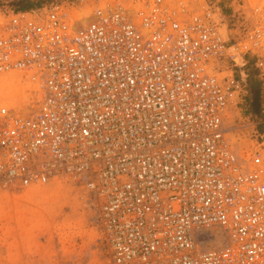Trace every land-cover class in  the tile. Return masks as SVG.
<instances>
[{
  "label": "built area",
  "instance_id": "built-area-1",
  "mask_svg": "<svg viewBox=\"0 0 264 264\" xmlns=\"http://www.w3.org/2000/svg\"><path fill=\"white\" fill-rule=\"evenodd\" d=\"M76 7L0 19V74L29 86L0 105V187H81L107 264H264V130L228 123L248 66L264 122V4L232 39L208 0Z\"/></svg>",
  "mask_w": 264,
  "mask_h": 264
},
{
  "label": "rangeland",
  "instance_id": "rangeland-1",
  "mask_svg": "<svg viewBox=\"0 0 264 264\" xmlns=\"http://www.w3.org/2000/svg\"><path fill=\"white\" fill-rule=\"evenodd\" d=\"M26 1L36 4L19 10L59 2L74 12L79 8L76 6L86 3V0H0V19ZM208 1L219 8L225 24L222 32L229 39L243 36L255 23L253 8L257 1L264 4V0ZM237 62L241 63L240 59ZM247 68L249 92L242 104L232 108L228 123L233 130L253 123L260 131L264 130V122L252 104L255 92L259 91V81L252 67ZM14 78V74L9 77L0 74V105L25 96L29 86L19 84L18 88V84L12 82ZM233 139L241 152L253 142L243 135L234 134ZM217 236L214 242L221 243L224 237L219 233ZM107 263L108 249L88 197L74 182L54 179L25 188L0 187V264Z\"/></svg>",
  "mask_w": 264,
  "mask_h": 264
},
{
  "label": "water",
  "instance_id": "water-1",
  "mask_svg": "<svg viewBox=\"0 0 264 264\" xmlns=\"http://www.w3.org/2000/svg\"><path fill=\"white\" fill-rule=\"evenodd\" d=\"M253 108L257 111L259 107V91L255 92L253 99H252Z\"/></svg>",
  "mask_w": 264,
  "mask_h": 264
},
{
  "label": "trees",
  "instance_id": "trees-1",
  "mask_svg": "<svg viewBox=\"0 0 264 264\" xmlns=\"http://www.w3.org/2000/svg\"><path fill=\"white\" fill-rule=\"evenodd\" d=\"M36 3H33V2H30V1H26L25 3L23 4H20V5H16L15 6V10H19V9H26L32 5H35Z\"/></svg>",
  "mask_w": 264,
  "mask_h": 264
},
{
  "label": "bare ground",
  "instance_id": "bare-ground-1",
  "mask_svg": "<svg viewBox=\"0 0 264 264\" xmlns=\"http://www.w3.org/2000/svg\"><path fill=\"white\" fill-rule=\"evenodd\" d=\"M84 13H86V12L84 11ZM83 22H85V21H82V23H83ZM23 92H24V90H23ZM20 94H22V91L20 92Z\"/></svg>",
  "mask_w": 264,
  "mask_h": 264
}]
</instances>
